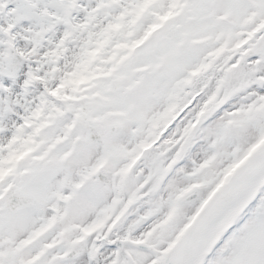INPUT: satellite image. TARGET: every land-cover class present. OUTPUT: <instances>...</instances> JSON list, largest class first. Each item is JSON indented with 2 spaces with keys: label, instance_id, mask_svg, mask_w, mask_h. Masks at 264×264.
Returning a JSON list of instances; mask_svg holds the SVG:
<instances>
[{
  "label": "rangeland",
  "instance_id": "rangeland-1",
  "mask_svg": "<svg viewBox=\"0 0 264 264\" xmlns=\"http://www.w3.org/2000/svg\"><path fill=\"white\" fill-rule=\"evenodd\" d=\"M0 30V264H167L173 235L264 143V0H0ZM167 109L180 122L121 182ZM119 204L126 215L102 241ZM231 215L204 264H264V175ZM86 233L88 252L66 261Z\"/></svg>",
  "mask_w": 264,
  "mask_h": 264
},
{
  "label": "water",
  "instance_id": "water-1",
  "mask_svg": "<svg viewBox=\"0 0 264 264\" xmlns=\"http://www.w3.org/2000/svg\"><path fill=\"white\" fill-rule=\"evenodd\" d=\"M117 132L118 129L115 128L111 131V135ZM263 172L264 147L239 171L226 189L215 198L212 205L191 230L181 249L174 255L170 264H199L206 258L209 252L218 244L221 237L230 230L231 223H226L215 230H212V226L228 207L233 205L251 188L254 181ZM30 203L31 200L29 199L16 201L10 207L13 211H16ZM85 245L86 243L83 244V247ZM80 253L81 250L77 251V253H70L67 259H72Z\"/></svg>",
  "mask_w": 264,
  "mask_h": 264
},
{
  "label": "bare ground",
  "instance_id": "bare-ground-1",
  "mask_svg": "<svg viewBox=\"0 0 264 264\" xmlns=\"http://www.w3.org/2000/svg\"><path fill=\"white\" fill-rule=\"evenodd\" d=\"M241 75H243L241 70H239L238 72H235V74H234V76L236 78H238ZM214 78H215V75L211 74L203 81L204 84H208L209 85V88H208L209 90H210V87L213 85ZM202 94H203V92H202ZM192 96L193 97L190 99V101L195 102L198 97H201V94L200 93H194ZM166 112L168 114V118L165 120L164 124L162 125V128L159 129L161 132L164 133V135H167V133L170 131V129L172 130V128L174 127L175 123L178 124V122H180V120H181L179 113H174L173 110H169V109ZM184 141H185V137H180L176 142H173L171 144V147L168 149L167 156H169L171 153L175 154L178 150L182 149ZM142 160H139V161L138 160H134V161H132V163H131V165L133 167L132 173H134L136 171V169L140 166V164L142 163ZM177 164H178V159H173V160H170V162H169L167 167L168 168H169V166L170 167H175ZM168 168H167V170H168ZM121 179L122 178H120V180ZM128 179H129V177L126 179V181ZM148 186H149L150 190H152L154 188L153 184H149ZM133 250H135V249H133Z\"/></svg>",
  "mask_w": 264,
  "mask_h": 264
}]
</instances>
